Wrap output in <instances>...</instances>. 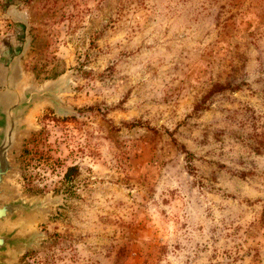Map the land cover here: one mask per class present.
<instances>
[{
  "label": "rangeland",
  "instance_id": "rangeland-1",
  "mask_svg": "<svg viewBox=\"0 0 264 264\" xmlns=\"http://www.w3.org/2000/svg\"><path fill=\"white\" fill-rule=\"evenodd\" d=\"M19 49L10 264H264V0H0Z\"/></svg>",
  "mask_w": 264,
  "mask_h": 264
},
{
  "label": "water",
  "instance_id": "water-1",
  "mask_svg": "<svg viewBox=\"0 0 264 264\" xmlns=\"http://www.w3.org/2000/svg\"><path fill=\"white\" fill-rule=\"evenodd\" d=\"M21 51L8 55L0 67V264H10L12 253L33 243L20 225L42 215L47 203L13 197L6 184L12 171L17 169L11 158L27 132L29 112L43 96L42 90L22 84L18 66Z\"/></svg>",
  "mask_w": 264,
  "mask_h": 264
},
{
  "label": "bare ground",
  "instance_id": "bare-ground-1",
  "mask_svg": "<svg viewBox=\"0 0 264 264\" xmlns=\"http://www.w3.org/2000/svg\"><path fill=\"white\" fill-rule=\"evenodd\" d=\"M29 117V116H28ZM28 121V120H27ZM8 160V159H7ZM10 160V159H9ZM12 161H13V159H12ZM10 189V188H9ZM8 198V197H7Z\"/></svg>",
  "mask_w": 264,
  "mask_h": 264
}]
</instances>
